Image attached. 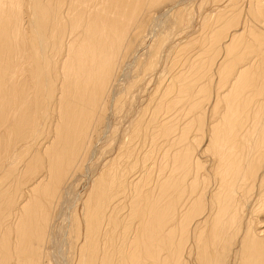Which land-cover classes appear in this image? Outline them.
<instances>
[{
    "label": "bare ground",
    "instance_id": "obj_1",
    "mask_svg": "<svg viewBox=\"0 0 264 264\" xmlns=\"http://www.w3.org/2000/svg\"><path fill=\"white\" fill-rule=\"evenodd\" d=\"M79 206L77 264H264V0H0V264Z\"/></svg>",
    "mask_w": 264,
    "mask_h": 264
},
{
    "label": "rangeland",
    "instance_id": "obj_2",
    "mask_svg": "<svg viewBox=\"0 0 264 264\" xmlns=\"http://www.w3.org/2000/svg\"><path fill=\"white\" fill-rule=\"evenodd\" d=\"M210 8H211V10L212 9H215L216 7H211L210 6ZM82 183V182H81ZM88 188V186H87V183H82V184H80L79 185V188H78V192H81V193H84L85 191H86V189ZM74 189H75V187H74ZM82 208H81V206H79V208H78V214H80V215H78L77 214V217L79 216H81L80 217V219L81 220H83V218H82V210H81ZM80 219L78 218V220H79V222H81L80 221ZM62 221H59V224H61V225H59L58 227H61V226H63L64 224H63V222L61 223ZM82 224L84 225L85 223H84V220H83V223L81 222V223H79V225H80V227H81V229H80V233L78 234L77 233V237H79L78 235H81V240H80V238H78V241H76V242H79V240L81 241V242H79L78 244H79V246H75V249H74V254H73V259H75L76 258V260H74V264H77L78 263V259L80 258V251H79V249H80V247H82V245L85 243V241L84 240H86V238L84 237V236H86L85 234H86V232L84 231L85 230V225L84 226H82ZM82 233V234H81ZM75 236V237H76ZM85 238V239H84ZM75 240H76V238H75ZM77 244V243H76ZM77 244V245H78ZM77 252V253H76Z\"/></svg>",
    "mask_w": 264,
    "mask_h": 264
}]
</instances>
